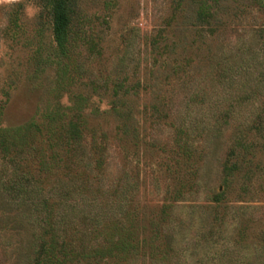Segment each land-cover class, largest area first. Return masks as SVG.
Wrapping results in <instances>:
<instances>
[{"label": "rangeland", "instance_id": "1", "mask_svg": "<svg viewBox=\"0 0 264 264\" xmlns=\"http://www.w3.org/2000/svg\"><path fill=\"white\" fill-rule=\"evenodd\" d=\"M203 2L214 14L205 23L197 18ZM73 21L72 35L87 41L77 43L66 61L76 84L61 91L50 9L42 0H0V129L41 122L55 103L73 107L81 104L78 96L87 95L84 109L67 115L86 118V135L92 129L97 136L108 134L103 191L129 181L136 189L137 217L145 220L172 201L166 166H173L169 152L177 121L182 115L202 120L206 128L192 140L193 188L170 213L176 256L168 261L264 264V133L256 129L264 126V0H76ZM120 81L141 85L125 96L141 112L139 142L128 146L118 139L112 112L114 84ZM93 83L100 87L97 93ZM249 91L254 92L244 102L228 100ZM197 92L204 94L198 105L190 99ZM230 104L234 117L215 130L214 116ZM156 110L168 118L157 121ZM241 130L251 131L244 132L255 148L251 165L214 208L210 197L226 188L224 166ZM4 155L0 150V264H33L38 230L33 201L48 198L50 185L44 182L36 197L35 164L14 150ZM21 176L31 179L26 199L5 189ZM84 199L79 203L85 210ZM145 225L147 234L151 225Z\"/></svg>", "mask_w": 264, "mask_h": 264}, {"label": "trees", "instance_id": "2", "mask_svg": "<svg viewBox=\"0 0 264 264\" xmlns=\"http://www.w3.org/2000/svg\"><path fill=\"white\" fill-rule=\"evenodd\" d=\"M42 1L52 14L58 59L57 88L64 91L76 84L75 72L70 70L66 61L71 60V51L75 45H85L87 40L82 35H72L76 0ZM198 7L199 22L205 23L214 18L210 7L205 6L204 2ZM225 71L227 70L222 69L221 72L226 79ZM235 80L232 78L231 85L234 86ZM91 88L93 93H97L100 87L93 83ZM140 88L139 83L128 85L125 81H120L114 84L115 102L112 112L118 125V139L127 146L129 143L139 142L140 122L136 118L141 112L136 111L135 104L125 96L131 92L138 93ZM250 92L254 91L245 95H231L228 100H248ZM203 96L202 92H197L190 99L193 104L196 102L198 105ZM78 97L81 104L64 107L57 102L53 111L46 109L41 122L0 129V150L4 152V156L11 155L14 150L23 160L29 158L35 164V176L32 180L38 186L36 197H40L44 182L50 185L51 193L48 198L39 200V203L37 200L33 201L38 218V230L33 241V264H171L168 258L176 256V248L170 213L174 209V203L182 200L193 188L191 177L194 173L191 164L196 148L192 140L205 130L204 122L190 116L188 119V115H182L177 121V126L174 127L175 148L169 152L173 166H166V175L171 181L168 193L172 201L144 220V216L143 219L137 217L138 213L132 204L136 189L129 181L122 179L115 188L103 191L109 150L108 134L102 131L97 136L98 133L92 129L86 135V118L80 114L67 115L71 110L82 111L84 104L90 100L87 95ZM229 106L230 109L222 110L214 116L212 126L215 130L228 125L230 117H234V106ZM155 112L160 115L157 121L162 117L168 118L166 113L161 116V112ZM256 129L259 133H264V126ZM244 132L251 133L250 130L236 132L224 166L225 190L210 197L214 208L221 206L226 193L233 191L234 182L251 165L255 148L253 144L246 143L247 135ZM44 137L46 147L41 145ZM31 139L32 144H29ZM14 178L5 183V189L26 199L31 191L25 183L31 182V179L23 176ZM194 184L198 186L197 183ZM80 199H84L85 210L83 207L80 209ZM146 221L151 225L147 234ZM174 264H179L178 259Z\"/></svg>", "mask_w": 264, "mask_h": 264}]
</instances>
